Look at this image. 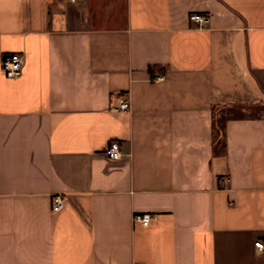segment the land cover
Returning <instances> with one entry per match:
<instances>
[{"label":"crops","instance_id":"0c3cea01","mask_svg":"<svg viewBox=\"0 0 264 264\" xmlns=\"http://www.w3.org/2000/svg\"><path fill=\"white\" fill-rule=\"evenodd\" d=\"M234 106L264 112V0H0V264H264V115L220 142Z\"/></svg>","mask_w":264,"mask_h":264},{"label":"built area","instance_id":"2783aa9c","mask_svg":"<svg viewBox=\"0 0 264 264\" xmlns=\"http://www.w3.org/2000/svg\"><path fill=\"white\" fill-rule=\"evenodd\" d=\"M75 2L76 0H70ZM191 22H194L198 28L204 27L208 22L209 18L206 15L199 13H192L189 16ZM24 55L23 53H10L5 55L1 61V68L4 71L6 77L8 78H18L21 76L24 66ZM163 76L156 78V81L163 80ZM130 109V103L126 100H121L119 104L112 105L110 111L121 112L128 111ZM104 154L112 160H119L123 157L124 153L118 142H111L104 149ZM52 211L59 212L64 206V197L61 194L54 195L52 197ZM155 215L151 213H138L133 217L134 223H140L142 226L147 227L150 225L151 221L154 219ZM255 247L259 252H264V242L258 240L255 242Z\"/></svg>","mask_w":264,"mask_h":264},{"label":"rangeland","instance_id":"374dc122","mask_svg":"<svg viewBox=\"0 0 264 264\" xmlns=\"http://www.w3.org/2000/svg\"><path fill=\"white\" fill-rule=\"evenodd\" d=\"M258 116L264 115L263 109L261 107H250L246 111H241L238 108L230 109L228 112L216 115L215 118V138L220 142L223 140L224 137V127H223V119L226 117H241V116Z\"/></svg>","mask_w":264,"mask_h":264},{"label":"trees","instance_id":"16d2710c","mask_svg":"<svg viewBox=\"0 0 264 264\" xmlns=\"http://www.w3.org/2000/svg\"><path fill=\"white\" fill-rule=\"evenodd\" d=\"M233 108H238V109H240L241 111H246L248 108H250V107H241V106H234V107H232L231 109H233ZM214 135H215V122H214Z\"/></svg>","mask_w":264,"mask_h":264}]
</instances>
